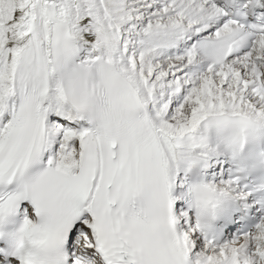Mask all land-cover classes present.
<instances>
[{
	"label": "snow or ice",
	"instance_id": "1",
	"mask_svg": "<svg viewBox=\"0 0 264 264\" xmlns=\"http://www.w3.org/2000/svg\"><path fill=\"white\" fill-rule=\"evenodd\" d=\"M0 264H264V0H0Z\"/></svg>",
	"mask_w": 264,
	"mask_h": 264
}]
</instances>
